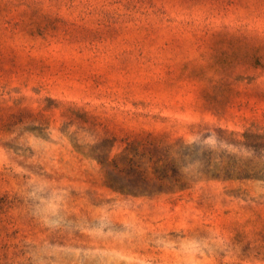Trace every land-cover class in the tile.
<instances>
[{
	"label": "rangeland",
	"instance_id": "rangeland-1",
	"mask_svg": "<svg viewBox=\"0 0 264 264\" xmlns=\"http://www.w3.org/2000/svg\"><path fill=\"white\" fill-rule=\"evenodd\" d=\"M264 0H0V264H264Z\"/></svg>",
	"mask_w": 264,
	"mask_h": 264
},
{
	"label": "trees",
	"instance_id": "trees-1",
	"mask_svg": "<svg viewBox=\"0 0 264 264\" xmlns=\"http://www.w3.org/2000/svg\"><path fill=\"white\" fill-rule=\"evenodd\" d=\"M243 137L245 139L243 144H245L249 148L254 149L256 148V144H253V143H255L257 140H263L264 134L248 132V133H245Z\"/></svg>",
	"mask_w": 264,
	"mask_h": 264
}]
</instances>
